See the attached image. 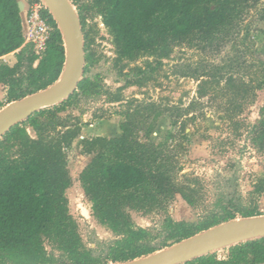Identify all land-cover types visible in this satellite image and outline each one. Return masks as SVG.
I'll use <instances>...</instances> for the list:
<instances>
[{
	"label": "trees",
	"instance_id": "trees-1",
	"mask_svg": "<svg viewBox=\"0 0 264 264\" xmlns=\"http://www.w3.org/2000/svg\"><path fill=\"white\" fill-rule=\"evenodd\" d=\"M97 10L112 37L116 55L136 59L169 44L193 43L209 47L217 42L256 0H102ZM80 24L82 3L69 0ZM30 5L41 0H28ZM41 17L51 31L45 50L37 54L23 37L17 0H0V59L14 55L12 65L0 64V111L7 105L45 91L62 77L66 49L61 31L42 5ZM85 59V53H84ZM183 74L182 77H187ZM93 77L84 66L76 90L66 100L40 110L14 125L0 138V264H124L149 257L208 229L232 220L259 217L248 211L235 190L224 196L215 222L210 226L164 219L161 232L143 229L131 221L130 210L164 211L179 194L182 172L179 158L186 128L199 116L194 113L201 92L187 106L181 102L164 108L170 121L169 140H149L148 123L160 107L144 101L126 109L120 135L80 141V151L91 156L79 174L84 197L93 217L109 228L112 238L98 242L83 239L71 216L65 192L72 185L67 150L80 136L81 126H65L56 115L83 95ZM195 77L196 80L201 76ZM227 82H234L230 76ZM35 125V138L20 126ZM250 144L264 150V106L259 120L248 132ZM264 189V179L262 180ZM196 258L185 264H264V238L249 240Z\"/></svg>",
	"mask_w": 264,
	"mask_h": 264
},
{
	"label": "rangeland",
	"instance_id": "rangeland-1",
	"mask_svg": "<svg viewBox=\"0 0 264 264\" xmlns=\"http://www.w3.org/2000/svg\"><path fill=\"white\" fill-rule=\"evenodd\" d=\"M73 1L82 3L84 66L93 77L84 84L82 97L61 110L55 121L62 126H81L79 138L67 150L72 185L65 196L83 239L104 242L112 233L93 217L92 205L84 197L79 174L91 156L81 153L80 141L119 136L120 114L133 109L136 101L160 107L163 114L148 123L149 140L154 144L168 141L172 129L164 108L179 102L187 106L198 92L203 95L194 110L199 117L186 128L187 139L182 142L179 158L182 172L178 185L190 203L177 194L164 211L131 209L132 223L157 232L163 230L166 217L210 226L224 196L234 187L248 211L264 216V150L254 148L248 139L250 127L259 120V109L264 106V0H256L212 46L169 44L136 59L116 55L112 37L97 13L104 6L102 0ZM18 2L24 8L20 12L24 25L29 3ZM1 63L12 65L14 59L8 55ZM194 75L201 77H190ZM230 76L234 82H227ZM19 130L33 139L37 126H20ZM225 255L220 250L216 257Z\"/></svg>",
	"mask_w": 264,
	"mask_h": 264
},
{
	"label": "water",
	"instance_id": "water-1",
	"mask_svg": "<svg viewBox=\"0 0 264 264\" xmlns=\"http://www.w3.org/2000/svg\"><path fill=\"white\" fill-rule=\"evenodd\" d=\"M61 31L66 60L61 79L46 89L0 111V138L14 125L40 110L66 100L84 70V41L79 17L69 0H41ZM18 3L20 12L22 5ZM264 238V216L229 221L149 257L124 264H185L238 243Z\"/></svg>",
	"mask_w": 264,
	"mask_h": 264
},
{
	"label": "built area",
	"instance_id": "built-area-1",
	"mask_svg": "<svg viewBox=\"0 0 264 264\" xmlns=\"http://www.w3.org/2000/svg\"><path fill=\"white\" fill-rule=\"evenodd\" d=\"M42 5H44L42 3ZM41 4H26L24 25L22 24L24 42L31 44L37 54L45 50L50 35V27L41 17Z\"/></svg>",
	"mask_w": 264,
	"mask_h": 264
},
{
	"label": "crops",
	"instance_id": "crops-1",
	"mask_svg": "<svg viewBox=\"0 0 264 264\" xmlns=\"http://www.w3.org/2000/svg\"><path fill=\"white\" fill-rule=\"evenodd\" d=\"M17 2H18V0H17ZM9 55H11L12 57H13V59H14V55L13 54H9ZM8 56V55H7ZM4 57H6V56H4ZM1 96H2V88H1V86H0V98H1Z\"/></svg>",
	"mask_w": 264,
	"mask_h": 264
},
{
	"label": "bare ground",
	"instance_id": "bare-ground-1",
	"mask_svg": "<svg viewBox=\"0 0 264 264\" xmlns=\"http://www.w3.org/2000/svg\"><path fill=\"white\" fill-rule=\"evenodd\" d=\"M21 4V3H20ZM22 5V4H21ZM24 8H23V5H22V10H23ZM62 80V79H61Z\"/></svg>",
	"mask_w": 264,
	"mask_h": 264
}]
</instances>
